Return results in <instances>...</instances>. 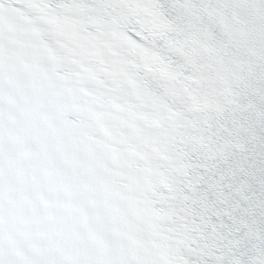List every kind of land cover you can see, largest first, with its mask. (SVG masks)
Listing matches in <instances>:
<instances>
[{
	"label": "snow or ice",
	"instance_id": "snow-or-ice-1",
	"mask_svg": "<svg viewBox=\"0 0 264 264\" xmlns=\"http://www.w3.org/2000/svg\"><path fill=\"white\" fill-rule=\"evenodd\" d=\"M0 264H264V0H0Z\"/></svg>",
	"mask_w": 264,
	"mask_h": 264
}]
</instances>
